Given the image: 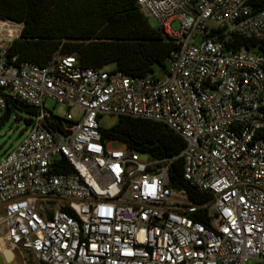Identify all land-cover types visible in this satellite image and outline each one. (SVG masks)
<instances>
[{
    "label": "built area",
    "instance_id": "obj_1",
    "mask_svg": "<svg viewBox=\"0 0 264 264\" xmlns=\"http://www.w3.org/2000/svg\"><path fill=\"white\" fill-rule=\"evenodd\" d=\"M136 4L175 45L165 79L82 67L59 51L42 66L17 61L7 47L22 23L0 19V119L7 99L34 109L0 158V236L33 264H264V8L252 13L250 0ZM236 37L251 44L234 47ZM47 98L66 106L62 117ZM104 114L160 122L184 145L150 157L102 138ZM177 158L183 179L210 194L204 202L169 185Z\"/></svg>",
    "mask_w": 264,
    "mask_h": 264
},
{
    "label": "trees",
    "instance_id": "obj_2",
    "mask_svg": "<svg viewBox=\"0 0 264 264\" xmlns=\"http://www.w3.org/2000/svg\"><path fill=\"white\" fill-rule=\"evenodd\" d=\"M251 12L264 8V0H250ZM0 19L21 22L17 38L7 47L8 56L42 66L56 52L73 54L82 67L113 68L130 76L165 68V59L175 48L158 29L149 25L136 0H0ZM215 32V31H214ZM217 33V31H216ZM211 35V34H209ZM250 39L236 37L233 46L248 47ZM11 106L34 109L15 99H7L4 120ZM27 124L30 118L26 120ZM102 138L118 139L130 148L153 158L171 157L184 142L165 124L140 118L118 116L109 127H99ZM182 160L168 165L169 185L185 188L190 199L200 203L209 193L191 187L182 177ZM202 222L205 216L196 215Z\"/></svg>",
    "mask_w": 264,
    "mask_h": 264
},
{
    "label": "rangeland",
    "instance_id": "obj_3",
    "mask_svg": "<svg viewBox=\"0 0 264 264\" xmlns=\"http://www.w3.org/2000/svg\"><path fill=\"white\" fill-rule=\"evenodd\" d=\"M146 20L151 27L155 29L157 28V22L154 18L146 17ZM209 24L213 25V23L210 22ZM171 28H178L177 21H173L171 23ZM103 68L111 69L113 68V64L108 63L104 65ZM152 70L153 74H155L159 78H166V74L164 72L165 68L154 65L152 67ZM44 106L59 117H62V115L66 111V106L64 104L55 103L53 100L48 98L44 100ZM69 113L74 119H76L80 117L82 111L78 106L74 105L69 107ZM32 116L33 114L28 112L25 108L11 106L8 116L4 120L0 119V158L20 141L28 127L26 120L28 118H31ZM115 120L116 117L104 114L100 117L99 122L103 127H109L115 122ZM111 146L119 147L121 145L118 143H112ZM140 156L143 157V155L141 154ZM0 237L3 239V242L0 245V264H33V257L28 251H19L17 249H12L13 256L11 260L5 261L1 255V249L4 247L10 248V246L5 241V238H3V235H1ZM246 264H255V262L253 259H249Z\"/></svg>",
    "mask_w": 264,
    "mask_h": 264
},
{
    "label": "water",
    "instance_id": "obj_4",
    "mask_svg": "<svg viewBox=\"0 0 264 264\" xmlns=\"http://www.w3.org/2000/svg\"><path fill=\"white\" fill-rule=\"evenodd\" d=\"M10 252H11V249L8 248V247H4V248L1 249V255L4 258L5 261H10L11 260Z\"/></svg>",
    "mask_w": 264,
    "mask_h": 264
},
{
    "label": "bare ground",
    "instance_id": "obj_5",
    "mask_svg": "<svg viewBox=\"0 0 264 264\" xmlns=\"http://www.w3.org/2000/svg\"><path fill=\"white\" fill-rule=\"evenodd\" d=\"M5 25V24H4ZM14 26V24H11V23H6V25H5V27L4 28H6V29H8V31H12V28H14L13 27ZM17 26V25H16ZM2 242H3V239L0 237V245L2 244ZM4 244V243H3ZM11 252H12V249H11ZM10 252V258H12V256H13V252L11 253Z\"/></svg>",
    "mask_w": 264,
    "mask_h": 264
}]
</instances>
